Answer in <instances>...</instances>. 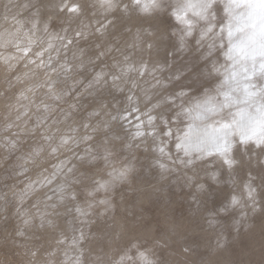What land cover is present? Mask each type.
<instances>
[{
    "label": "rangeland",
    "instance_id": "rangeland-1",
    "mask_svg": "<svg viewBox=\"0 0 264 264\" xmlns=\"http://www.w3.org/2000/svg\"><path fill=\"white\" fill-rule=\"evenodd\" d=\"M115 2L0 0V264H264V10Z\"/></svg>",
    "mask_w": 264,
    "mask_h": 264
},
{
    "label": "snow or ice",
    "instance_id": "snow-or-ice-1",
    "mask_svg": "<svg viewBox=\"0 0 264 264\" xmlns=\"http://www.w3.org/2000/svg\"><path fill=\"white\" fill-rule=\"evenodd\" d=\"M103 4L107 6H111V0H102ZM136 6H138L143 12L147 13L152 11L153 9H156L159 7L158 0H133ZM257 3L259 7L264 10V0H257ZM211 0H200L198 3H192V0H187V2L181 6L182 10H186L187 8H199L200 12L206 11L208 8H210ZM68 11L70 12H76L79 8V5L72 4V5H66ZM200 14V13H197ZM180 18V17H178ZM262 55H264V52H262ZM261 68L264 69V64L261 65ZM259 112L258 117H248V125L247 130L241 134L240 142L241 143H248L249 141L255 142L258 146L264 144V110L258 109ZM151 117H149V121L151 122ZM236 121L234 120L231 123L225 122L221 125V131L223 132V147L218 150V154L221 155L224 158V163L227 164L229 167H231L235 160L232 159L229 156V153L232 149V144L229 142L227 137L230 135L231 130L233 128V124H235ZM259 127L261 129V135L256 134V129ZM137 135H142V133L137 132ZM177 147H181V145H177ZM163 151V149H161ZM191 163V161H189ZM123 175V173H121ZM103 187V185H101ZM251 195V193H249ZM232 203L235 204L237 201L235 198H233ZM141 257L144 261V264H152L151 260H148L146 257H144V254L141 253Z\"/></svg>",
    "mask_w": 264,
    "mask_h": 264
},
{
    "label": "bare ground",
    "instance_id": "bare-ground-1",
    "mask_svg": "<svg viewBox=\"0 0 264 264\" xmlns=\"http://www.w3.org/2000/svg\"><path fill=\"white\" fill-rule=\"evenodd\" d=\"M196 1H197V0H196ZM237 2H238V0H237ZM243 2H244V1H243ZM252 2H253V1H252ZM239 4H240V3H239ZM250 4H251V3H250ZM234 5H235V4H234ZM229 6H230V5H229ZM248 6H249V5H248ZM258 6H259V5H258ZM235 7H236V6H235ZM250 7H251V6H250ZM259 9H260V8H259ZM237 10H238V9H237ZM229 11H230V10H229ZM238 11H239V10H238ZM235 12H236V11H235ZM249 13H250V12H249ZM247 14H248V13H247ZM242 15H243V14H242ZM235 16H236V15H235ZM263 16H264V15H263ZM254 19H255V18H254ZM253 21H254V20H253ZM256 22H258V21H256ZM234 25H235V23H234ZM234 25H232V26H234ZM251 25H252V24H251ZM259 25H261V24H259ZM263 25H264V24H263ZM228 27H229V26H228ZM238 27H239V26H238ZM252 27H253V26H252ZM232 28H233V27H232ZM229 29H230V28H229ZM234 29H235V28H234ZM231 30H232V29H231ZM250 30H252V29H250ZM253 31H254V30H253ZM225 32H226V31H225ZM228 32H230V30H229ZM244 36H247V35H244ZM252 36H253V35H252ZM262 38H263V37H262ZM256 39H257V38H256ZM256 39H255V40H256ZM229 42H230V41H229ZM261 43H262V42H261ZM250 44H251V43H250ZM258 44H260V42H259ZM263 45H264V44H263ZM234 47H235V46H234ZM259 47H260V46H259ZM246 49H247V48H246ZM229 53H230V52H229ZM233 54H234V53H233ZM231 59H232V58H231ZM244 59H245V58H244ZM262 61H263V60H262ZM233 62H234V61H233ZM240 62H241V61H240ZM244 62H246V60L243 61V63H244ZM236 63H237V62H236ZM238 63H239V61H238ZM241 63H242V62H241ZM243 65H244V64H243ZM245 65H246V64H245ZM237 66H238V65H237ZM246 66H248V65H246ZM232 67H233V66H232ZM232 67H231V68H232ZM243 67H244V66H243ZM244 68H245V67H244ZM240 69H241V67H240ZM250 69H251V68H250ZM232 70H233V69H232ZM236 70H237V69H236ZM246 72H247V71H246ZM228 74H229V72H228ZM240 75H241V74H240ZM226 76H227V75H226ZM242 76H243V74H242ZM253 76H254V75H253ZM245 79H246V78H245ZM230 80H231V79H230ZM238 81H239V80H238ZM238 81H237V82H238ZM229 82H230V81H229ZM229 82H228V83H229ZM228 83H227V85H228ZM243 83H245V82H243ZM246 83H247V82H246ZM232 84H233V83H232ZM239 84H240V83H239ZM249 85H250V82H249ZM231 86H232V85H231ZM243 86H244V85H243ZM240 89H241V88H240ZM249 90H250V89H249ZM253 91H254V90H253ZM227 92H228V90H227ZM237 92H238V91H237ZM254 92H255V91H254ZM252 93H253V92H252ZM244 94H245V93H244ZM253 94H254V93H253ZM239 95H240V94H239ZM246 96H247V95H246ZM254 96H255V94H254ZM228 97H229V95H228ZM230 97H231V96H230ZM230 97H229V98H230ZM251 97H252V96H251ZM231 98H234V97H231ZM239 98H240V97H239ZM235 99H236V98H235ZM242 99H243V98H242ZM242 99H241V100H242ZM249 99H251V98H249ZM237 100H238V99H237ZM247 100H248V99H247ZM253 100H254V99H253ZM255 100H256V99H255ZM238 101H239V100H238ZM256 102L258 103V101H256ZM242 103H243V101H242ZM253 103H254V102H253ZM239 104H240V103H239ZM255 104H256V103H255ZM255 104H253V106H254ZM243 105H244V104H243ZM253 106H252V107H253ZM262 106H263V105H262ZM242 107H243V106H242ZM260 107H261V106H260ZM246 108H248V107H246ZM239 109H240V108H239ZM243 109H244V108H242V110H243ZM252 109H253V108H252ZM262 110H263V109H262ZM239 111H240V110H239ZM241 112H242V111H241ZM244 112H245V111H244ZM252 112H253V111H252ZM254 112H255V111H254ZM245 113L247 114V112H245ZM249 113H251V112H249ZM239 114H240V113H239ZM249 115H250V114H249ZM249 115H248V116H249ZM237 116H238V115H237ZM241 116H243V115H241ZM257 116H258V115H257ZM257 116H256V117H257ZM238 117H239V116H238ZM238 117H237V118H238ZM245 119H246V118H245ZM236 120L238 121V119H236ZM242 122H244V121H242ZM242 122H241V124H242ZM236 123H237V122H236ZM236 123H235V124H236ZM238 123H240V122H238ZM243 124H244V123H243ZM243 124H242V125H243ZM247 124H248V123H247ZM247 124H246V126H247ZM219 126H220V125H219ZM193 127H194V126H193ZM208 127H209V126H208ZM215 127H216V126H215ZM215 127H214V129H215ZM238 127H239V126H238ZM240 127H241V126H240ZM200 128H201V127H200ZM205 128H207V127H205ZM209 128H210V127H209ZM220 128H221V127H220ZM220 128H218V129H220ZM234 128L237 129L235 126H234ZM257 128H258V127H257ZM194 129H195V128H194ZM241 129H243V128H241ZM244 129H245V128H244ZM208 130H209V129H208ZM246 130H247V129H246ZM198 131H200V130H198ZM212 131H213V130H212ZM216 131H217V130H216ZM219 131H220V130H219ZM239 131H240V130H239ZM257 131H258V130H257ZM195 132H196V131H194V133H195ZM201 132L203 133V131H201ZM204 132H205V131H204ZM206 132H207V130H206ZM209 132H210V131H208L207 133H209ZM231 132H232V131H231ZM240 132H242V131H240ZM240 132H239V133H240ZM259 133H260V132H259ZM259 133H257V135H258ZM200 134H201V133H200ZM200 134L198 133V135H200ZM203 134H204V136H205V133H203ZM210 134H211V132H210ZM215 134H217V133H215ZM221 134L223 135V132H221ZM192 135H193V134H192ZM196 135H197V134H196ZM206 135H208V134H206ZM211 135H212V134H211ZM222 135H221V136H222ZM259 135H261V134H259ZM215 136H216V135H215ZM240 136H241V135H240ZM190 137H191V136H190ZM210 137H211V136H210ZM199 138H200V136H199ZM199 138H198V139H199ZM205 138H206V137H205ZM220 138H221V137H220ZM194 139H195V136H194L193 140H194ZM196 139H197V136H196ZM201 139H203V138H201ZM201 139H200V141H201ZM207 139H209V138L207 137ZM213 139H215V138H213ZM216 139H217V138H216ZM218 139H219V138H218ZM221 139H222V138H221ZM188 140H189V139H188ZM190 140H191V139H190ZM193 140H191V141L193 142ZM202 141H204V139H203ZM219 141H220V140H219ZM192 142H190V143H192ZM198 142H199V141H198ZM198 142H197V143H198ZM210 142H211V141H210ZM213 142H214V141H213ZM221 142H222V141H221ZM221 142H220V143H221ZM201 143H202V142H201ZM206 144H207V142H206ZM216 144H217V142H216ZM217 145H218V144H217ZM221 145H223V143H222ZM191 146H193V143H192ZM194 146H195V145H194ZM197 146H198V145H197ZM204 146H205V145H204ZM206 146H207V145H206ZM208 147H209V146H208ZM208 147H207V148H208ZM222 147H223V146H222ZM211 148H212V146H211ZM209 149H210V148H209ZM217 149H218V146H217ZM215 150H216V148H215ZM204 151H205V150H204ZM215 152H216V151H215Z\"/></svg>",
    "mask_w": 264,
    "mask_h": 264
},
{
    "label": "clouds",
    "instance_id": "clouds-1",
    "mask_svg": "<svg viewBox=\"0 0 264 264\" xmlns=\"http://www.w3.org/2000/svg\"><path fill=\"white\" fill-rule=\"evenodd\" d=\"M132 2H133V0H132ZM158 2H159V0H158ZM100 3H101V5H105V4H103L102 0H100ZM133 5H135L134 2H133ZM106 6H107V5H106ZM107 7H108L109 10L114 9V8L116 7V2H115V0H111V6H110V7L107 6ZM139 10H140L141 12H143L140 8H139ZM152 264H153V262H152Z\"/></svg>",
    "mask_w": 264,
    "mask_h": 264
}]
</instances>
